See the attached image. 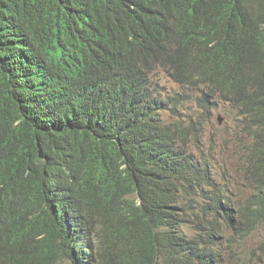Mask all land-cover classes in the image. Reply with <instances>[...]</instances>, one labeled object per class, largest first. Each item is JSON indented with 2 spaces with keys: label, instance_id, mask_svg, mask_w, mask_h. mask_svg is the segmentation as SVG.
<instances>
[{
  "label": "trees",
  "instance_id": "obj_1",
  "mask_svg": "<svg viewBox=\"0 0 264 264\" xmlns=\"http://www.w3.org/2000/svg\"><path fill=\"white\" fill-rule=\"evenodd\" d=\"M220 106L243 206L202 135ZM262 227L264 0H0V264H226Z\"/></svg>",
  "mask_w": 264,
  "mask_h": 264
},
{
  "label": "rangeland",
  "instance_id": "obj_2",
  "mask_svg": "<svg viewBox=\"0 0 264 264\" xmlns=\"http://www.w3.org/2000/svg\"><path fill=\"white\" fill-rule=\"evenodd\" d=\"M160 82L168 91L181 90L167 75L162 76ZM163 93L165 95L170 94L167 91ZM198 115L196 106L190 104L187 106L186 111L179 115V122L189 121L192 117ZM237 115L238 110L231 111L229 106L220 107L213 112L212 117L207 121V127L203 129L202 135L207 144L213 145L218 150L216 166L217 170L223 172L227 178L228 189L226 190L228 195L237 201L240 206H243L245 200L252 193V185L246 173L247 153L244 145L247 140L237 134ZM164 118L169 122L176 119L173 112L165 114ZM183 206L189 215L196 218L200 212L201 199L196 195H186L183 199ZM188 231L191 232L190 230ZM263 242L264 227L254 232L245 241L243 247L236 251V256L239 255L236 259L231 262L227 256L226 264H264V252L259 248L256 249ZM255 249L256 251H254Z\"/></svg>",
  "mask_w": 264,
  "mask_h": 264
},
{
  "label": "clouds",
  "instance_id": "obj_3",
  "mask_svg": "<svg viewBox=\"0 0 264 264\" xmlns=\"http://www.w3.org/2000/svg\"><path fill=\"white\" fill-rule=\"evenodd\" d=\"M161 73H165L164 71H160L158 74H157V80L159 81H156V78H155V82L158 84V87H159V91H160V93H163V92H165V91H167V92H169L170 93V96H163V98H165V99H169V98H175V97H177L178 95H181V96H183V97H186L184 94H183V89L181 88L182 86L180 85V84H178V83H176L170 76V78L173 80V82H175V84L182 90H178V91H168L164 86H162V84H161V82H160V78L162 77V76H166L167 74H161ZM160 75V76H159ZM159 76V77H158ZM168 76V75H167ZM179 98V97H178ZM190 104H193V105H195L196 106V109L198 110V108H197V105H196V102L194 101V100H187L185 103H183V104H179V105H176L175 103H171V105H170V107L174 110V111H176L177 113H174V116H176V115H178V113H180V114H182V112H185L186 111V109H187V106L188 105H190ZM187 105V106H186ZM186 106V108L184 109V110H182L184 107ZM220 107H224V106H220ZM219 107V108H220ZM201 111V110H200ZM214 112V111H213ZM213 112H212V114H213ZM169 113V112H168ZM167 114V113H166ZM212 114L211 115H207L208 116V118H209V120H210V118L212 117ZM165 115V114H164ZM164 115H163V118H164ZM165 119V118H164ZM166 120V119H165ZM221 122H222V120H221ZM206 127H207V123L206 124H204ZM244 148H245V151H246V153H247V148L244 146ZM214 154V156H215V159H212L213 160V163H211V165H212V170H213V175H214V177L215 178H218L219 180H221L222 181V179L224 178V173L223 172H220V171H218L217 170V166H216V162H217V160H218V150H217V148H214V152H213ZM188 230H190L191 232H189ZM188 233H190V234H192V233H194L195 231H194V229L192 228V227H190V228H188ZM228 234H230L229 232H228Z\"/></svg>",
  "mask_w": 264,
  "mask_h": 264
}]
</instances>
